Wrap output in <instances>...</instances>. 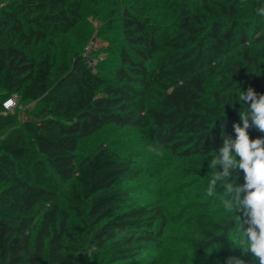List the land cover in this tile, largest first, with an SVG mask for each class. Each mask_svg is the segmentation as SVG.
<instances>
[{
  "label": "trees",
  "instance_id": "16d2710c",
  "mask_svg": "<svg viewBox=\"0 0 264 264\" xmlns=\"http://www.w3.org/2000/svg\"><path fill=\"white\" fill-rule=\"evenodd\" d=\"M82 5L0 0V264H99L87 245H110L111 264H127L160 245L162 208L127 203L135 133L181 157L183 175L211 173L223 138L243 126L238 96L264 94V0H181L165 29L123 8L118 25L108 22L116 50L95 65L57 40ZM13 95L35 103L27 119L5 112ZM248 133L261 134L250 118ZM233 177L244 183L242 170ZM226 215L196 214L186 237L196 258L215 247L223 264L234 256L236 222Z\"/></svg>",
  "mask_w": 264,
  "mask_h": 264
},
{
  "label": "rangeland",
  "instance_id": "374dc122",
  "mask_svg": "<svg viewBox=\"0 0 264 264\" xmlns=\"http://www.w3.org/2000/svg\"><path fill=\"white\" fill-rule=\"evenodd\" d=\"M82 1L80 21L77 26L70 33L59 35L57 40L63 48H75L88 53V56L93 54L94 65L108 58L109 49L114 50L113 46L118 45L120 35L116 30L108 27V22L111 19L115 25H118V14L123 8H131L141 16L148 15L151 22L165 29L174 24L176 13L174 5L180 7L181 4V0ZM88 46L89 52L86 51ZM52 50L55 51L54 48ZM32 108H35V103L18 102L16 110L13 111L19 119L25 120L28 118L27 110ZM259 137H264V133ZM132 138L123 136L122 141L128 142ZM133 139L134 145L127 155L134 154L137 175L123 182L124 187H128L130 192L127 203L160 206L164 221L157 222L156 230L163 227L164 231L159 240L160 245L147 244L143 251L126 260L127 264H223L215 256L218 247L208 255L196 258L191 245L186 241L187 235L195 231V216L198 212L206 210L219 216L224 213L223 190L218 189L212 197L206 194L208 183L215 170L201 175H183L186 163L181 157L164 150L162 155L157 156L150 150V146L153 145L147 144L139 132L135 133ZM236 215L241 217V226L246 227L243 225L245 219L243 214L238 212ZM233 243L234 256H241L243 250L235 244L239 243L236 230L233 234ZM109 246L99 248L87 245L88 258L91 261H98L99 264H111ZM242 258L245 259L246 264H252L254 260L258 261L251 253L244 254Z\"/></svg>",
  "mask_w": 264,
  "mask_h": 264
},
{
  "label": "clouds",
  "instance_id": "9594fccd",
  "mask_svg": "<svg viewBox=\"0 0 264 264\" xmlns=\"http://www.w3.org/2000/svg\"><path fill=\"white\" fill-rule=\"evenodd\" d=\"M264 18V6L256 13ZM238 102L247 105V111L240 114L243 126L234 124L235 139L225 136L223 146L211 156L209 168L215 172L208 183L206 194L212 197L222 189L225 198L223 210L227 214L226 224L236 222V232L242 255L229 257L226 264H246L243 255L251 253L264 264V137L251 139L248 133L249 118L252 125L264 133V94H258L252 87L238 96ZM162 144L150 146L157 156L162 155ZM239 157V160H237ZM222 166L221 170L217 166ZM242 170L244 183L238 184L233 177L234 170ZM241 212L245 219L241 226Z\"/></svg>",
  "mask_w": 264,
  "mask_h": 264
},
{
  "label": "built area",
  "instance_id": "2783aa9c",
  "mask_svg": "<svg viewBox=\"0 0 264 264\" xmlns=\"http://www.w3.org/2000/svg\"><path fill=\"white\" fill-rule=\"evenodd\" d=\"M89 50H90V48L88 46L86 51L89 52ZM18 101H19L18 95H13V96L7 98L3 103L4 108H5V112L13 111L16 108Z\"/></svg>",
  "mask_w": 264,
  "mask_h": 264
}]
</instances>
